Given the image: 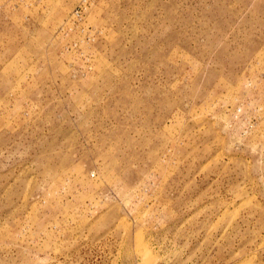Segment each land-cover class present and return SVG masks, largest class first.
Returning <instances> with one entry per match:
<instances>
[{
	"label": "rangeland",
	"instance_id": "obj_1",
	"mask_svg": "<svg viewBox=\"0 0 264 264\" xmlns=\"http://www.w3.org/2000/svg\"><path fill=\"white\" fill-rule=\"evenodd\" d=\"M0 264H264V0H0Z\"/></svg>",
	"mask_w": 264,
	"mask_h": 264
}]
</instances>
